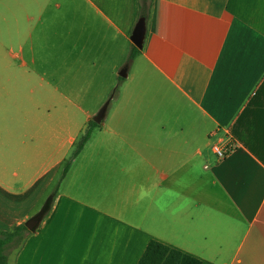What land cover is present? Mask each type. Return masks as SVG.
Listing matches in <instances>:
<instances>
[{
	"label": "crops",
	"instance_id": "crops-1",
	"mask_svg": "<svg viewBox=\"0 0 264 264\" xmlns=\"http://www.w3.org/2000/svg\"><path fill=\"white\" fill-rule=\"evenodd\" d=\"M136 23L137 0H0L1 232L122 84L9 264H138L153 240L264 264V0H154L131 58Z\"/></svg>",
	"mask_w": 264,
	"mask_h": 264
},
{
	"label": "trees",
	"instance_id": "trees-1",
	"mask_svg": "<svg viewBox=\"0 0 264 264\" xmlns=\"http://www.w3.org/2000/svg\"><path fill=\"white\" fill-rule=\"evenodd\" d=\"M154 0H137V21L140 18L149 20L153 8ZM139 53V49L134 47L131 54V58ZM101 126L95 123L93 120L89 122L87 130L79 137L75 144L73 153L68 158L64 165L63 174L64 177L69 172L72 162L76 159L80 153L84 150L85 145L89 142L93 132ZM60 182L58 183L59 187ZM57 190L47 199L43 206L44 215L46 216L51 210ZM44 216V217H45ZM34 231H29L26 224H21L15 227L10 232L0 231V264H9L11 254L21 248L27 237ZM138 264H202V262L188 254H185L179 250L166 246L158 241H151L146 248L143 256L141 257Z\"/></svg>",
	"mask_w": 264,
	"mask_h": 264
},
{
	"label": "water",
	"instance_id": "water-1",
	"mask_svg": "<svg viewBox=\"0 0 264 264\" xmlns=\"http://www.w3.org/2000/svg\"><path fill=\"white\" fill-rule=\"evenodd\" d=\"M146 32H147V20L145 18H140L131 35V41L133 44L138 48L142 49L146 37ZM120 75L122 77H127V69H124ZM110 101L106 102L100 111L94 116L93 121L97 123L98 125H103L104 124V119L106 117L108 107H109ZM44 211L41 210L39 213H37L35 216H33L30 220L27 221L26 226L29 231H35L41 224L43 218H44Z\"/></svg>",
	"mask_w": 264,
	"mask_h": 264
},
{
	"label": "rangeland",
	"instance_id": "rangeland-1",
	"mask_svg": "<svg viewBox=\"0 0 264 264\" xmlns=\"http://www.w3.org/2000/svg\"><path fill=\"white\" fill-rule=\"evenodd\" d=\"M134 62H135V64L136 65H138V61H135L134 60ZM143 71H142V68H137V67H134V69H133V71H132V74H141ZM121 85L122 84H120L119 82H117L116 84H115V86L114 87H111L110 88V92H109V94H108V96H107V98H106V100H105V102H104V104L106 103V102H108V101H111V98H112V96L113 95H115V97H117L118 96V94L121 92V90H122V87H121ZM114 97V96H113ZM114 103L115 102H113L112 101V105H114ZM103 104V105H104ZM113 107V106H112ZM112 107H110V110H112ZM102 108V107H101ZM100 108V109H101ZM100 111V110H99ZM98 111V112H99ZM60 180V175H58L56 178H55V180L53 181V183H52V185H51V187H50V189L47 191V192H45L44 194H42V196H40L41 194H38L37 196H36V198L35 199H37L38 200V208H40V210L39 211H41L42 209H43V206L45 205V203H46V201H47V199L57 190V186H58V183L60 182L59 181ZM41 197V198H40Z\"/></svg>",
	"mask_w": 264,
	"mask_h": 264
},
{
	"label": "built area",
	"instance_id": "built-area-1",
	"mask_svg": "<svg viewBox=\"0 0 264 264\" xmlns=\"http://www.w3.org/2000/svg\"><path fill=\"white\" fill-rule=\"evenodd\" d=\"M235 147L232 142L223 144L222 142L216 143L213 145V152L219 159L227 158L231 153H233Z\"/></svg>",
	"mask_w": 264,
	"mask_h": 264
}]
</instances>
